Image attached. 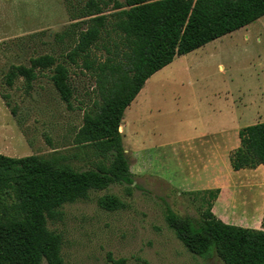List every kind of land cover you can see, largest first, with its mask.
Here are the masks:
<instances>
[{"label": "rangeland", "instance_id": "374dc122", "mask_svg": "<svg viewBox=\"0 0 264 264\" xmlns=\"http://www.w3.org/2000/svg\"><path fill=\"white\" fill-rule=\"evenodd\" d=\"M105 1V13L114 11V0ZM84 2L0 0V153L54 156L78 170L102 161L90 146L76 142L84 113L97 99L88 71L70 64V104L60 99L49 69L38 71L30 88L22 77L11 87L3 80L11 65H29L41 54L63 61L79 31L73 23L80 19L73 15ZM95 52L104 54L101 47ZM257 122H264V15L175 56L145 81L119 127L133 183L91 190L47 221L62 235L63 264H224L213 252H189L165 213L170 207L198 221L211 200L217 217L261 227L264 197L256 183L261 173L257 168L231 173L229 162L236 131ZM213 155L216 169L205 170L203 162ZM215 177L224 185L213 210L218 197L210 199L205 190L216 187L204 186ZM107 195L125 206L103 209L98 200Z\"/></svg>", "mask_w": 264, "mask_h": 264}, {"label": "trees", "instance_id": "16d2710c", "mask_svg": "<svg viewBox=\"0 0 264 264\" xmlns=\"http://www.w3.org/2000/svg\"><path fill=\"white\" fill-rule=\"evenodd\" d=\"M105 6V0L78 3L73 15L80 19L73 23L77 39L63 61L41 54L29 65H11L4 74L7 86L22 77L30 88L38 71L49 69L60 99L70 104V64L88 71L97 99L84 113L76 142L90 146L102 161L78 170L54 156L0 153V264H63L62 235L50 230L47 221L56 219L64 204L88 198L91 190L133 183L119 127L145 81L175 56L264 15V0H114L110 13ZM99 47L102 57L95 52ZM238 139L229 155L232 170L264 166V122L241 127ZM205 191L215 200L220 188ZM98 204L106 210L125 206L113 195L101 197ZM212 205L210 200L198 221L167 207L165 221L192 254L213 252L224 264H264V213L261 227H245L224 222Z\"/></svg>", "mask_w": 264, "mask_h": 264}, {"label": "crops", "instance_id": "0c3cea01", "mask_svg": "<svg viewBox=\"0 0 264 264\" xmlns=\"http://www.w3.org/2000/svg\"><path fill=\"white\" fill-rule=\"evenodd\" d=\"M170 64V63H169ZM142 89V88H141ZM140 89V90H141ZM139 93V92H138ZM137 96V95H136ZM135 96V97H136ZM135 99V98H134ZM133 99V100H134ZM132 100V101H133ZM247 105V104H246ZM257 116H258V119H261V116L262 115H260V112H261V110L260 109H258L257 111ZM262 113H263V111H262ZM240 129V128H239ZM238 129V130H239ZM238 130L236 131L237 132V134H238ZM238 144H239V139H237L236 138V145H235V147H237L238 146ZM203 166H204V169L205 170H209V169H216V156L215 155H213L212 157L211 156H209V158L207 159V160H205L204 162H203ZM257 170L258 171H260V173H261V175L259 174L258 175V179H257V185H258V187H259V194H260V197H264V166L262 165V164H260V165H258L257 167ZM232 169V168H231ZM242 169H240V170H236V171H234V170H232V172L231 173H235V174H239V172L241 171ZM203 182H205V181H203ZM201 183V181H199V182H195V185H198V184H200ZM206 184H205V188H211V187H220V192H219V194H218V198H217V200H216V203L214 204V207H213V210H215V207L217 206V202H219L220 200H221V197H222V192H223V185H224V181H223V179H221V178H219V177H215V178H213V179H209V180H206V182H205ZM194 185V186H195ZM192 187V186H191ZM189 190H194V189H192V188H190ZM258 196V195H257ZM263 201H264V198H263ZM215 212V211H214ZM224 222H226V223H229V224H235V225H240V226H244L242 223H239L238 221H234V220H231L230 222H229V220H228V218H225V217H220ZM237 223V224H236ZM245 227H248V226H245ZM256 228V227H255ZM259 228V227H258Z\"/></svg>", "mask_w": 264, "mask_h": 264}]
</instances>
